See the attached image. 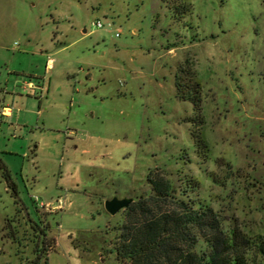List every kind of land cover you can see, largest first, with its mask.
<instances>
[{"label": "rangeland", "instance_id": "1", "mask_svg": "<svg viewBox=\"0 0 264 264\" xmlns=\"http://www.w3.org/2000/svg\"><path fill=\"white\" fill-rule=\"evenodd\" d=\"M0 100V264H129L157 170L264 235V0H0Z\"/></svg>", "mask_w": 264, "mask_h": 264}, {"label": "trees", "instance_id": "2", "mask_svg": "<svg viewBox=\"0 0 264 264\" xmlns=\"http://www.w3.org/2000/svg\"><path fill=\"white\" fill-rule=\"evenodd\" d=\"M164 1L177 6L183 0ZM180 80L178 77L181 91ZM195 106L199 110L200 105L195 102ZM0 168L10 181L1 160ZM161 171L149 176L151 194L126 209L118 241L120 259H127L129 264H264V235L246 233L204 200L188 199L187 194L178 196L171 179ZM188 182L189 189L198 188ZM45 242L47 248L42 251L38 246L37 256L46 257L48 264L52 246L49 240Z\"/></svg>", "mask_w": 264, "mask_h": 264}, {"label": "water", "instance_id": "3", "mask_svg": "<svg viewBox=\"0 0 264 264\" xmlns=\"http://www.w3.org/2000/svg\"><path fill=\"white\" fill-rule=\"evenodd\" d=\"M0 105H1V100H0ZM132 202H133L132 199L114 198L106 202V209L110 214L115 215L121 210H126Z\"/></svg>", "mask_w": 264, "mask_h": 264}, {"label": "built area", "instance_id": "4", "mask_svg": "<svg viewBox=\"0 0 264 264\" xmlns=\"http://www.w3.org/2000/svg\"><path fill=\"white\" fill-rule=\"evenodd\" d=\"M97 26L100 27V28H102L103 27V24L99 21L97 23ZM52 65H53L52 60H49L48 61V64H47V69L50 70L52 68ZM26 87H27V89H33V90L37 88V86L34 83H32V82L27 83L26 84ZM41 90L43 92L44 88L42 87ZM12 111L13 110H12V108L10 106H6V105L1 106L0 105V117L1 118L10 117L11 114H12Z\"/></svg>", "mask_w": 264, "mask_h": 264}, {"label": "crops", "instance_id": "5", "mask_svg": "<svg viewBox=\"0 0 264 264\" xmlns=\"http://www.w3.org/2000/svg\"><path fill=\"white\" fill-rule=\"evenodd\" d=\"M1 103H2V102H1ZM12 114H13V111H12ZM12 114H11L10 118L13 116ZM8 229H9V228H8ZM9 230L12 232V234H13V233H16V231L14 230V228L9 229ZM14 238H15V237H14ZM15 239H16V238H15Z\"/></svg>", "mask_w": 264, "mask_h": 264}]
</instances>
